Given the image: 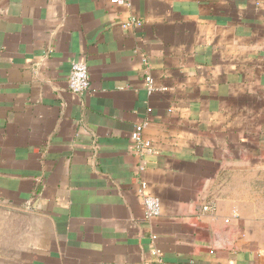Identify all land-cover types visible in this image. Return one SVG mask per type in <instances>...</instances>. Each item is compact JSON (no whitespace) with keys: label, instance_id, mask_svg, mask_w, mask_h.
Masks as SVG:
<instances>
[{"label":"crops","instance_id":"1","mask_svg":"<svg viewBox=\"0 0 264 264\" xmlns=\"http://www.w3.org/2000/svg\"><path fill=\"white\" fill-rule=\"evenodd\" d=\"M120 1L0 0V264H264V0Z\"/></svg>","mask_w":264,"mask_h":264},{"label":"built area","instance_id":"2","mask_svg":"<svg viewBox=\"0 0 264 264\" xmlns=\"http://www.w3.org/2000/svg\"><path fill=\"white\" fill-rule=\"evenodd\" d=\"M114 4L123 3L120 0H113ZM136 25L137 27L142 26L141 21H137L135 19L131 20L129 23H125L124 27L127 28L131 25ZM146 89L149 94H152L155 91L154 81L148 76L145 80ZM90 77L88 73L87 64L78 60L72 63L71 71L68 76V88L69 90L76 94L81 95L89 92L90 90ZM146 127V124H137L134 126L131 132V140L134 144V151L139 155H150L153 153L152 143L146 140L143 137V131ZM148 185L147 183H142L140 189L138 191L139 196L142 198V204L145 209V214L148 219H153L159 217L161 214V203L160 200L154 196L147 194ZM204 211L211 210L210 206H205L203 208ZM158 255V253H155ZM158 264H165L162 259L158 260Z\"/></svg>","mask_w":264,"mask_h":264}]
</instances>
